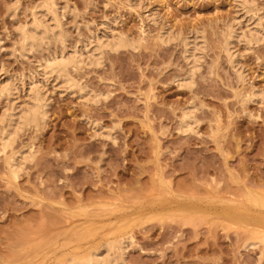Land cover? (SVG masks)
I'll use <instances>...</instances> for the list:
<instances>
[{"label": "rangeland", "instance_id": "1", "mask_svg": "<svg viewBox=\"0 0 264 264\" xmlns=\"http://www.w3.org/2000/svg\"><path fill=\"white\" fill-rule=\"evenodd\" d=\"M74 50L70 85L40 67ZM33 88L43 121L0 145V264H264V0H0V137Z\"/></svg>", "mask_w": 264, "mask_h": 264}, {"label": "bare ground", "instance_id": "2", "mask_svg": "<svg viewBox=\"0 0 264 264\" xmlns=\"http://www.w3.org/2000/svg\"><path fill=\"white\" fill-rule=\"evenodd\" d=\"M46 6H48V5H46ZM46 9V8H45ZM47 9H48V7H47ZM49 10V9H48ZM46 11V10H45ZM50 12H52V11H50ZM49 12V13H50ZM53 13V12H52ZM34 14H35V11H34ZM37 14V13H36ZM47 14V13H46ZM43 15H45V14H43ZM52 15V14H51ZM38 16H39V13H38ZM53 16V15H52ZM58 16V15H57ZM43 17V16H42ZM54 17V16H53ZM44 19H45V17H44ZM43 19V21H45ZM54 19V18H53ZM52 19V20H53ZM39 20H40V18L37 20L38 22H39ZM34 22V23H36V24H34V26H33V28L31 29V30H29V31H27L26 29H24L25 31H24V33H22L23 34V41H24V46H25V48H24V46H23V48H24V50L26 51L27 49L29 50H31V49H34V47H37V46H39L40 47V43H41V41H43L46 37H47V34H48V32L49 31H51V29H52V27L50 28V25L48 26V25H46L45 26V24L43 25V24H41V22H43L42 20H41V22L40 23H38V22ZM54 21V20H53ZM56 21V20H55ZM54 21V22H55ZM49 23V22H48ZM47 23V24H48ZM56 24H57V21H56ZM59 27V26H58ZM57 27V28H58ZM54 28V27H53ZM63 29V28H62ZM53 30V29H52ZM59 31V32H58ZM56 33H54V37L53 36H51V37H53V39H57L56 41L58 42L59 41V43L62 41L61 40V34H60V30H58ZM52 32V31H51ZM51 32H49V33H51ZM226 32V31H225ZM232 33V32H231ZM231 33H230V36H232L231 35ZM49 35V34H48ZM105 35V34H104ZM122 36V35H121ZM121 36L119 37V35H118V37H116V36H112L111 38H109L108 40H107V42H105V44L107 43L109 46H110V48L111 49H114V50H116L117 51V49H119L120 47L121 48H123L124 46H127V44H126V42H125V40H123V38H121ZM50 37V36H49ZM104 37V36H103ZM106 37V36H105ZM110 37V36H109ZM46 39H48V38H46ZM63 39V38H62ZM104 39V38H103ZM105 40H106V38H105ZM22 41V42H23ZM51 41V40H50ZM65 41V40H64ZM98 41H100V40H98ZM131 41V40H130ZM101 42V41H100ZM100 42H99V45H100ZM128 42V41H127ZM189 42V41H188ZM58 43V44H59ZM61 44V43H60ZM103 44V43H102ZM129 44H134V43H129ZM135 45V44H134ZM133 45V47H135ZM190 45V44H189ZM128 46H130V45H128ZM187 46H188V44H187ZM38 47V48H39ZM137 47V46H136ZM22 48V49H23ZM99 48H101V47H99ZM194 48V47H193ZM23 50V51H24ZM27 50V51H28ZM38 50V49H37ZM189 50V49H188ZM188 50H186L185 49V51H188ZM195 50H197L196 48L194 49V52H196ZM64 51V50H63ZM190 51V50H189ZM79 52V51H78ZM192 52H193V50H192ZM193 52V53H194ZM71 53V52H70ZM187 52H185V54H186ZM60 54L61 55H59V56H56V55H54V57H51V58H47V59H45V60H43V62L41 63V61H40V63H41V65H40V67H42L43 68V70L45 71V73H46V75H47V73H50V74H53V75H55V77H56V80L58 79V78H60V79H62L63 80V82H66V85H67V83L69 82V85L71 84V82H70V80L72 79V76L70 75V73H68L69 71H66L67 70V68H69L70 66L69 65H71V64H73L74 66H79L78 64H79V62L78 61H80V59H78V55H77V51H75L74 50V52L73 53H71V54H65V52H60ZM81 54V53H80ZM79 54V55H80ZM53 55V54H52ZM81 55H83V54H81ZM99 55V54H98ZM96 55H94V57L93 58H96L95 57ZM195 56V54L193 55L192 54V57H194ZM81 57V56H80ZM79 57V58H80ZM191 56H189V57H187V59H189ZM192 57H191V59H192ZM195 57H197V54H196V56ZM194 57V58H195ZM94 60V59H93ZM196 60V58L194 59V61ZM95 62H96V59L94 60ZM193 61V62H194ZM196 62H197V60H196ZM81 64V63H80ZM96 64V63H95ZM193 64V63H192ZM195 64V63H194ZM69 66V67H68ZM72 66V65H71ZM192 67V66H191ZM41 68V69H42ZM69 70V69H68ZM43 71V72H44ZM68 74L71 76V79H70V77L68 76ZM191 75V74H190ZM192 75H193V73H192ZM51 76V75H50ZM241 76V75H240ZM192 77V76H191ZM61 80V81H62ZM188 80V79H187ZM189 80H190V78H189ZM189 82V81H188ZM187 81H186V83H188ZM191 82V81H190ZM73 83V82H72ZM11 84V83H10ZM65 84V83H64ZM6 86H8V85H6ZM6 86H4L3 87V89H5V87ZM10 88V87H9ZM6 89V92H8L7 94L9 95L10 94V89ZM13 88V87H12ZM31 89V88H30ZM33 90L36 92H31V90H30V98H29V102L27 103V104H25L24 105V107L23 108H21L19 111H16L17 109H16V107L14 108V107H12V108H10V110H11V113H10V115H9V120H8V126L4 129V131H2V135H1V137H0V145H2V149L3 150H6V148H8V147H12L11 145H12V143H13V140H15V136L16 135H18L17 133L24 127V126H26L27 127V125H32V127L33 126H35V128H38V126H40V123L43 121V118L45 117V113H46V109H45V106H44V97H42L40 94L42 93V92H40V94H39V92H37L34 88H33ZM5 91V90H4ZM41 91V90H40ZM11 92H12V90H11ZM43 94V93H42ZM11 95V94H10ZM252 95V94H251ZM47 102V101H46ZM48 103V102H47ZM47 106V105H46ZM9 110V109H8ZM188 110V109H187ZM6 111V110H5ZM186 111V110H185ZM189 112V111H188ZM187 112V113H188ZM8 113V112H7ZM187 113H184L185 114V116H184V119H183V121L181 120V122H182V124H181V128L182 129H187V128H190L189 126H191L192 124L190 123V120L191 119H189L190 118V115L189 114H187ZM193 116V115H192ZM4 118V117H3ZM7 118V117H6ZM44 121H45V119H44ZM193 122V121H192ZM1 149V148H0ZM12 149H13V147H12ZM2 150V152H4ZM8 151V150H7ZM12 151H14V149L12 150ZM6 152V151H5ZM8 152H10V151H8ZM7 152V153H8ZM28 153V152H27ZM27 153H26V155H27ZM9 154V153H8ZM13 154V153H12ZM24 154H25V152H24ZM19 155H22V154H19ZM26 155H22L21 157H22V159L24 160V159H29V158H31L30 156H29V153H28V156H26ZM9 156H10V154H9ZM11 157V156H10ZM10 157H8V158H10ZM15 157V156H14ZM7 158V157H6ZM11 159V160H10ZM10 159H7V162H8V160H9V162H8V166H9V169H10V171L16 176V174H17V172H18V170H19V168H20V164H18V163H16V161L14 160V158L12 157V158H10ZM20 160V159H19ZM23 160H21L22 162H23ZM21 165H22V163H21ZM21 169V168H20ZM13 174H12V176H13ZM14 177V176H13ZM17 178V177H16ZM250 196V195H249ZM251 199V198H250ZM256 202L257 203H261V204H264V200H256ZM261 233V232H260ZM119 235V234H118ZM257 235V234H256ZM264 236V235H263ZM129 237V236H128ZM264 238V237H263ZM116 239V238H115ZM257 239V238H256ZM124 240V239H123ZM259 240V239H258ZM264 240V239H263ZM102 241V240H101ZM130 241V240H129ZM114 242H115V240H114ZM119 242V243H118ZM118 242H115V244H118V246L119 245H121L120 247L121 248H123V245L122 244H125L124 242H120V241H118ZM126 242V241H125ZM110 241H109V243L107 244L108 246V248L106 247V245L104 244L103 245V247H105L106 248V250H107V252L109 253L110 252V250H109V248H111L112 246H113V244H111L110 245ZM121 243V244H120ZM259 243V242H258ZM257 244V241H248V242H246L245 243V245H256ZM117 246V245H116ZM115 246V247H116ZM117 246V247H118ZM126 246V245H125ZM124 246V247H125ZM116 247V248H117ZM120 247H118L119 249H121ZM105 248H103V250L105 249ZM105 250V251H106ZM114 250V249H113ZM122 250V249H121ZM102 252V251H101ZM106 252V253H107ZM100 253V252H99ZM109 255V254H108ZM102 257V258H101ZM105 257V256H104ZM103 257V255L102 256H98V253H97V249H96V251L94 252V251H92V252H90L89 254H87V255H84L83 257H76V256H74V257H72L71 259H69L68 260V262H67V264H106V263H108V264H110L109 262H105V258ZM108 257V256H107ZM108 260V259H107ZM106 260V261H107ZM110 260V259H109ZM113 260V259H112ZM111 261V260H110Z\"/></svg>", "mask_w": 264, "mask_h": 264}]
</instances>
